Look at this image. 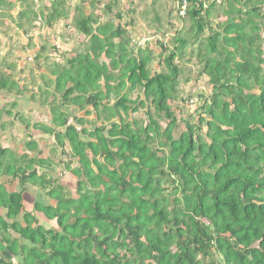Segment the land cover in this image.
Returning <instances> with one entry per match:
<instances>
[{
    "label": "trees",
    "instance_id": "1",
    "mask_svg": "<svg viewBox=\"0 0 264 264\" xmlns=\"http://www.w3.org/2000/svg\"><path fill=\"white\" fill-rule=\"evenodd\" d=\"M89 1L95 7L88 13ZM167 1L135 13L161 29ZM81 2L0 0L1 23L11 19L32 48L40 42L32 60L40 84L28 80L29 92L49 108L50 121L25 127L55 140L54 156L61 150L72 160L61 162L64 172L57 176L59 165L41 150V158L11 166L16 151L7 119L25 125L24 116L0 106V264H264V0H188L185 17L176 2L167 15L190 20L195 34L156 41L163 72L149 67L157 57L149 40L129 33L135 21L115 26L108 18L122 21L120 11L101 0ZM126 2L133 10L135 1ZM70 10L83 49L64 55L55 32L61 18L73 28ZM214 16L221 20L199 43L205 52H197L203 69L196 78L207 80L212 94H199L195 124L178 120L170 106L192 104L195 95L179 96L183 69L176 61L214 25ZM15 69L1 60L0 93L19 89ZM135 93L143 96L132 100ZM72 107L86 116L92 108L96 120L78 117ZM28 135L29 150H37ZM12 179L22 191H9ZM31 185L40 194L25 212ZM35 213L55 221L57 230L41 225Z\"/></svg>",
    "mask_w": 264,
    "mask_h": 264
},
{
    "label": "rangeland",
    "instance_id": "2",
    "mask_svg": "<svg viewBox=\"0 0 264 264\" xmlns=\"http://www.w3.org/2000/svg\"><path fill=\"white\" fill-rule=\"evenodd\" d=\"M47 2V0H45ZM55 1V0H51ZM82 0H73L74 4H81ZM102 4L111 5L114 7V12L120 11L123 15L124 19L122 21H118L114 16H110L108 20H110L112 23L115 24V26L121 24L123 26L127 25L131 20L135 21L136 24L133 27L128 28L129 33L134 37L138 38V41H148L149 44H152V49L154 50L156 54L155 61L150 64L151 70H156L158 72H163L165 69L159 65L160 56H161V49L156 44V41L164 40L166 43H170L172 38H175L177 36H183L184 38L191 39L195 31L191 30L192 24L190 20L181 21L180 19L174 17H169L167 14L169 10L173 9V7L176 10V0H168L166 3L167 7H164L163 10L161 9L160 16V28L156 25L154 21H148L144 18H142L141 15H138L135 13V9L138 10V12H142L143 10L147 9L146 7L150 5V3L154 2L153 0H129L128 3L134 2L131 8L129 5H126V0H113V3L116 2L117 4H113L112 0H101ZM49 2V0H48ZM220 2V1H218ZM163 5V2H162ZM157 11H158V3H157ZM64 7V6H63ZM66 7V6H65ZM85 10L89 13L92 10V7H95V2L93 4L86 3V5L83 6ZM67 8V7H66ZM71 11V12H70ZM68 11L70 21L72 23L73 28L70 30V28L66 27V21L64 18H61L58 20L57 27H56V44L61 47L62 51L64 52V55L67 54V52L74 53L76 50L83 49V43L80 38H82V32L81 27L78 25V23L73 18V10ZM140 14V13H139ZM64 16V13H63ZM221 19L215 18L214 16V25L212 27L208 26V29L206 32H204L196 45H193L192 42H189V45L187 47V52L185 59L177 60L176 63H178L182 69L183 72L181 73V76L178 80L179 85L177 87L179 96H183L185 98H188L189 95H195L194 102L192 104H186L182 100L177 101L178 104H172L168 103V106L171 107V111L173 110L175 113V116L178 120H189L190 122L196 123L198 119V111L200 110V107L203 105V100L198 98L201 91H203L206 95H211L212 91L207 85V80L200 79L197 81V77L199 73L203 69V64L200 62V57L197 56V52L203 51L205 52V46L203 47L199 43L203 41L206 37H209L210 35L216 33V26L218 22H220ZM7 24L8 26H4V24L1 23L0 19V62L1 60L6 62H14L15 67L17 66V69L14 70L15 77L13 78V81L18 82V86L20 89L14 90V92L5 91L0 93V106L7 107L13 115L17 114L18 112L23 115L22 122L25 124L16 121L12 122V119L9 118L7 120H10L8 123V131L7 135L10 136L13 139V147L16 151V157L12 159L11 166L16 167L19 165L25 164L27 161H29L31 158L39 159L41 158V155H39V151L41 150L42 158L44 159H51L53 163L56 165H59V170L53 173V176L60 175L64 172V163H61L63 160L64 162H71L72 160L69 157H63L61 155L62 151L58 150L56 156L52 154V149L55 148V145H57V142L54 141H48V139L42 138L44 135L39 129H34L32 126L30 129H26L27 123L31 122V124L35 125L37 123H43L50 121V114L48 112V107L44 106L43 103L39 101L38 104L34 103L30 99V92L29 88H31L30 83L28 80H34L36 84H40L41 79V73L35 69L34 63H33V57L34 55L39 51L40 49V42L39 39L35 40L36 46L32 48V46L28 43L29 39L27 36L23 35L20 36V31L18 29H15V25L11 22V19L8 20ZM171 23V24H170ZM9 28V29H8ZM8 29V30H6ZM9 36H3L2 33L7 34L8 32ZM159 30V31H156ZM156 31V36L152 35L153 32ZM18 32V33H17ZM43 30H41V33ZM36 34V33H35ZM39 32H37V35ZM52 36V35H51ZM153 36V37H152ZM27 42V43H26ZM50 42H52L50 40ZM142 43V42H141ZM27 47V52L23 51L22 47ZM173 45L170 46V48ZM136 49V47H135ZM195 50V51H194ZM62 55V58H58L56 55H53V59H59L61 63L65 62L66 59ZM51 57V58H52ZM164 57V55H162ZM188 59H191L190 62H188ZM43 60V59H42ZM43 62H46L45 60ZM58 62V61H57ZM47 63V62H46ZM52 63V62H50ZM47 76L50 74H46ZM18 78H24L23 80H19ZM189 81H186V80ZM25 88V89H24ZM140 93H135L131 95L132 100H135ZM180 106V108L178 107ZM76 115L78 117H85L90 123L96 120V114L94 110L92 111V108H88L90 112H93L90 116H86V111H79L78 108L72 107ZM73 109H67V112L71 115L74 111ZM87 109V110H88ZM72 111V112H71ZM148 111L146 108L145 110L141 111V117L145 118L144 112ZM152 111V110H151ZM6 118V116H4ZM73 119V118H71ZM184 122V121H183ZM71 123V122H70ZM69 123V124H70ZM163 126H165V122H161ZM177 124H180L179 121ZM98 125V123L96 124ZM96 125H87V129L89 131H92L96 129ZM26 126V127H25ZM28 133L32 134L33 141H35L37 145V150L30 151L27 144L29 143V135ZM69 151V149H68ZM168 151V150H167ZM74 161V160H73ZM16 170V169H15ZM51 173V172H50ZM67 183L69 186L74 190L75 184L71 181L72 179L69 176L65 177ZM6 180H8L6 178ZM11 180V179H10ZM13 180V179H12ZM19 181H12L9 185H7V188L9 191H22V186ZM32 190H31V188ZM28 188V191L24 193V211H33V208L35 207V202L38 199L39 196V190L36 186L31 185ZM172 187H170L171 189ZM41 202L46 205V203H51L49 199L41 198ZM54 204V203H52ZM35 216L39 220L41 225H44L47 229H54L57 230V225L55 221H49L47 220L42 214L35 213Z\"/></svg>",
    "mask_w": 264,
    "mask_h": 264
},
{
    "label": "built area",
    "instance_id": "3",
    "mask_svg": "<svg viewBox=\"0 0 264 264\" xmlns=\"http://www.w3.org/2000/svg\"><path fill=\"white\" fill-rule=\"evenodd\" d=\"M178 3H182V8L180 10V13L179 15L182 16V17H185L186 16V12L189 8V4H188V0H176Z\"/></svg>",
    "mask_w": 264,
    "mask_h": 264
},
{
    "label": "clouds",
    "instance_id": "4",
    "mask_svg": "<svg viewBox=\"0 0 264 264\" xmlns=\"http://www.w3.org/2000/svg\"><path fill=\"white\" fill-rule=\"evenodd\" d=\"M187 15V14H186ZM180 16V15H179ZM182 17V16H181Z\"/></svg>",
    "mask_w": 264,
    "mask_h": 264
}]
</instances>
